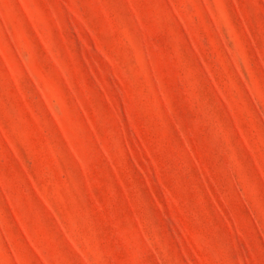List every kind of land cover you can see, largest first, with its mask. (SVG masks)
<instances>
[{
  "label": "rangeland",
  "instance_id": "obj_1",
  "mask_svg": "<svg viewBox=\"0 0 264 264\" xmlns=\"http://www.w3.org/2000/svg\"><path fill=\"white\" fill-rule=\"evenodd\" d=\"M0 264H264V0H0Z\"/></svg>",
  "mask_w": 264,
  "mask_h": 264
}]
</instances>
